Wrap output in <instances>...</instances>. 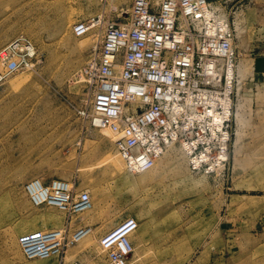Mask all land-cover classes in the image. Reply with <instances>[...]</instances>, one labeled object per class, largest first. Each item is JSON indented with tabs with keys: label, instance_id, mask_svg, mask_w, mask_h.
<instances>
[{
	"label": "rangeland",
	"instance_id": "374dc122",
	"mask_svg": "<svg viewBox=\"0 0 264 264\" xmlns=\"http://www.w3.org/2000/svg\"><path fill=\"white\" fill-rule=\"evenodd\" d=\"M212 1L239 41L264 37V0ZM131 4L0 0V47L25 38L35 50L34 67L0 85V264L35 263L24 258L19 237L61 228L67 238L82 228L92 233L45 264H108L98 242L126 218L147 227L148 236L140 243L139 232L133 234L129 264H264V50L247 56L250 61L239 58L249 63L240 85L245 123L237 125L234 105L228 161L205 181L193 171L196 181L163 173L128 183L123 168L109 166L120 157L114 135L78 117L87 101L79 75L99 29L77 37L73 27L111 21ZM33 180L66 182L75 196H90L94 209L61 214L35 207L25 193Z\"/></svg>",
	"mask_w": 264,
	"mask_h": 264
},
{
	"label": "built area",
	"instance_id": "2783aa9c",
	"mask_svg": "<svg viewBox=\"0 0 264 264\" xmlns=\"http://www.w3.org/2000/svg\"><path fill=\"white\" fill-rule=\"evenodd\" d=\"M214 3L132 0L130 10L115 11L111 21L78 22L73 27L77 37L99 29L79 75L87 101L78 109V117L93 128L109 130L115 151L134 171L153 166L174 130L182 129L186 138L209 136L205 120L213 113L222 117L221 129L231 143L234 115H227L229 107L222 99L234 103L237 37L230 20L220 18L218 12L209 14ZM34 57V46L25 38L0 47V85L11 75L32 69ZM220 61L225 63L218 72ZM200 124L204 132L199 131ZM215 143L212 157L222 151ZM205 147L198 144L196 152ZM201 167L210 171L207 174L215 173L205 162ZM25 193L33 206L66 214L91 207L86 193L75 196L60 180L47 185L31 181ZM136 229V220L126 218L100 238L108 264H129ZM83 234L80 229L67 238L63 230L37 231L20 236L18 244L26 260L60 257Z\"/></svg>",
	"mask_w": 264,
	"mask_h": 264
},
{
	"label": "bare ground",
	"instance_id": "6f19581e",
	"mask_svg": "<svg viewBox=\"0 0 264 264\" xmlns=\"http://www.w3.org/2000/svg\"><path fill=\"white\" fill-rule=\"evenodd\" d=\"M215 12L219 13L218 15L220 16V18L226 19L227 22L229 21L228 16L225 15L224 12L220 8H217L215 5H211V9L209 10V14L211 15V14H214ZM65 20H66V24L68 26L70 24V18H67ZM88 34H86V35H88ZM98 35H97V37H98ZM83 36H85V35H83ZM224 63L225 62L220 61V63L218 64V66H217L218 72L222 71V68L224 67ZM248 64L249 63L245 59H239L238 58L237 63L235 65V67H236L235 68V75H236V82H237V84H236V94H237L236 104L232 103L231 101H229L230 103L228 104L227 103L228 100L222 99V103L226 104L229 107V110L228 109L225 110V112L227 113V115L229 117L231 115H234V110L231 111L230 108L234 107V105H235V121L237 122V125L239 123L240 124L245 123L244 95L241 94V86L240 85H241L242 80L245 78V75L249 71ZM27 70H29V69H27ZM10 77H8L3 82V84ZM198 119L200 121L203 118L198 117ZM205 122H207L209 125L208 128L211 132V134L209 136H203V135H200V133H199L197 138L196 137L186 138V136L183 134L182 129L174 130L172 132L171 140L166 141L164 148L162 150V153L160 154V156L157 157L153 166L151 168L143 171V172L134 171L131 167L128 166L127 161H124L122 159V157H118V158L112 157L113 159L109 160V166L114 167V169L116 171L123 168L124 169L123 171H125L123 178L125 179V181H127L128 183H132L133 185H136L137 182L144 184V182L148 178L151 179L157 175L164 176L163 173H166V174L171 173L172 176L179 177L178 182H186V180L189 181L193 178L192 174L201 173L202 177L200 179H203L205 181L206 180L205 176H207V173H209L210 171L201 170L202 163L205 162L208 166V169H210L212 172H216V168L223 165V162L225 160H228V156H229L228 155L229 154L228 149L230 148V144H228L226 142V140L228 138V134L226 131L221 129L220 123L222 122V117L218 114L213 113L212 118L205 120ZM219 130H220V134H217V131H219ZM199 131L200 132L205 131L204 127H202L201 124H200ZM237 135H238V132H237ZM238 138H239V136H238ZM215 142H217V145L222 149V151L219 152V154L217 156H214L212 158L209 153H210L211 149L213 148V146L216 144ZM200 143L206 144L207 147H205V149L201 148L198 152H196L198 149L197 146ZM195 169L198 172L193 173V171H195ZM203 171H205V172H203ZM135 175H137L138 177H135ZM192 180H194V179H192ZM37 181H40V180H37ZM194 181H196V180H194ZM197 182H198V179H197ZM193 183H195V182H193ZM66 184L68 186H70V184H68V183H66ZM191 185H192V183H191ZM90 202H91L90 209H88L87 211H85L83 213L89 212V211L94 209V203L91 199H90ZM51 208H53V207H51ZM54 209H56L61 214H65L64 212L58 210L57 208H54ZM82 229L84 230V234L81 237H79V239L77 240V242H81V243L85 242V240L88 237L90 238V235L92 233L91 228H82ZM53 230H62V228L61 229H53ZM79 230L80 229L75 231L74 234L76 232H78ZM34 232H37V230ZM136 232L137 233L139 232L140 243L145 241L146 236H147L146 235L147 227H145V226L142 227L139 224V222H137V229L134 233H136ZM98 244H99V242H98ZM99 247H100V245H99ZM100 250L102 252H104L101 247H100ZM53 258H56V256L46 258V259H34L36 261L33 264H45L46 261L51 260ZM28 261H30V260H28Z\"/></svg>",
	"mask_w": 264,
	"mask_h": 264
},
{
	"label": "crops",
	"instance_id": "0c3cea01",
	"mask_svg": "<svg viewBox=\"0 0 264 264\" xmlns=\"http://www.w3.org/2000/svg\"><path fill=\"white\" fill-rule=\"evenodd\" d=\"M237 37V33H236ZM236 50L238 52L239 58H247V56L252 55L255 50H264V37L255 39L254 37H247L242 39V41L236 38ZM259 53V52H258ZM264 53V51L262 52ZM249 61L252 59H248Z\"/></svg>",
	"mask_w": 264,
	"mask_h": 264
},
{
	"label": "water",
	"instance_id": "95a60500",
	"mask_svg": "<svg viewBox=\"0 0 264 264\" xmlns=\"http://www.w3.org/2000/svg\"><path fill=\"white\" fill-rule=\"evenodd\" d=\"M212 1V0H211Z\"/></svg>",
	"mask_w": 264,
	"mask_h": 264
}]
</instances>
